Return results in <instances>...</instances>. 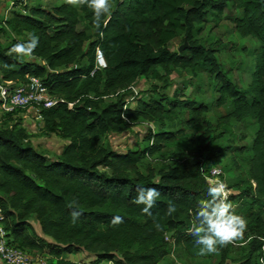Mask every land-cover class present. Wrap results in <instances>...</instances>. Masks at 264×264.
Masks as SVG:
<instances>
[{
  "label": "trees",
  "instance_id": "trees-1",
  "mask_svg": "<svg viewBox=\"0 0 264 264\" xmlns=\"http://www.w3.org/2000/svg\"><path fill=\"white\" fill-rule=\"evenodd\" d=\"M109 2L111 12L101 18L98 29L87 5L74 7L65 1L50 9L25 7V13L0 19V81L23 83L27 75L40 77L52 96L64 100L40 111L41 130L56 132L67 142L49 161L30 142L20 121L0 127V212L11 244L45 257V264H80L63 257L79 252L94 256L91 264H158L170 254L171 243L193 249L195 237L190 230L195 213L201 201L209 199L207 190L212 185L201 168L211 166L209 162L222 152L214 145L216 127L207 125L195 136L184 135V128L168 131L166 125L179 112L186 114L181 121L189 127L200 122L207 107L166 94L139 97L131 106L126 92L139 76L161 80L165 89L171 68L194 72L201 63L217 80L216 105L230 103L231 111L222 119L251 117L256 124L248 186L231 185L238 193L228 198L246 197L251 208L258 206L246 216L247 250L236 261L222 250L218 264L228 258L233 264H257L264 259V0ZM229 2L240 8L233 21L236 33L253 36L260 45L246 88L231 82L215 52L193 38L199 30L195 25L202 24L210 12L220 14ZM79 14L92 34L79 27ZM33 33L39 43L27 57L42 63L11 51ZM179 34L181 44L184 40L189 44L181 53L168 48ZM97 50L104 67H97ZM141 123L157 124L141 149L117 152L103 143L107 135L126 133ZM164 147L182 151L173 164L147 165L141 172L142 161ZM191 148L196 155H187ZM140 187L160 192L151 216L143 213L144 205L133 202ZM69 204L82 212L75 223L71 213L76 208ZM170 204L177 210L167 215ZM115 216L123 217V223L113 225Z\"/></svg>",
  "mask_w": 264,
  "mask_h": 264
},
{
  "label": "rangeland",
  "instance_id": "rangeland-1",
  "mask_svg": "<svg viewBox=\"0 0 264 264\" xmlns=\"http://www.w3.org/2000/svg\"><path fill=\"white\" fill-rule=\"evenodd\" d=\"M63 1L65 0H0V19L9 18L13 13H25V7L40 6L44 9H50L58 6ZM239 15L240 8L238 4L229 2L220 14L210 12L202 24L195 25L196 28L199 27V30L193 34V38H197L202 46L215 52L214 55L221 71L225 73L231 82L240 88H246L251 81L255 56L260 45L255 37L240 36L236 33L233 21ZM79 16L81 19L79 27L92 34V31L83 22L81 14ZM182 39L183 35L179 34L176 39L168 44V48L171 51H177ZM1 41H4L3 38H1ZM87 43H85V47ZM23 58L42 63L37 58L28 59L27 56H23ZM167 80L168 86L163 89L161 80L139 76L126 92L129 105L133 106L135 100L139 97H160L162 94L175 95L181 100L192 99L197 104L205 105L207 111L198 124L185 127L181 120L182 117H186V114L179 112L177 119L166 125V130L176 133L178 129L184 128V135L195 136L207 125L215 126V134L218 137L215 139L214 145L216 148L222 149V152L212 159L208 165L216 166L222 171V178L225 179V183L230 189L228 198L230 195H236L238 190L231 185L248 186L250 149L256 130L255 119L251 117H245L242 120L230 119L224 121L222 119L231 111V106L229 102L222 106L216 105L215 102L218 98L216 92L217 80L210 74L207 65L198 64L194 72H190L189 69L173 67L170 69ZM15 121H20V127L25 130L30 142L37 149L42 150L49 161L53 160L67 143L66 140L59 138L56 132L43 131L38 125L35 128L31 127L30 124L32 123H42L43 125L42 118H36L32 116V113L21 110L12 114L0 115V127L9 128ZM156 128V123H141L126 133L107 135L103 139V143L117 152L141 149L146 143L145 139L148 133L155 131ZM181 151V147H164L154 157L145 158L140 164L139 170L144 171L147 165L159 168L162 163L173 164ZM186 153L188 156H192L196 155L197 151L191 148L187 149ZM250 185L253 188L255 184L251 181ZM229 202L232 204L235 213L245 218L249 213L258 209V206L251 208V201L246 197H238ZM32 225L38 235L42 236L38 223L33 221ZM169 236L170 234H166L168 241H170ZM248 240L249 230L246 231L244 239L237 241L235 245L229 244L217 253L206 256L197 254L199 245L196 243L191 250H186L183 246H175L171 243L170 254L158 264H218L222 250H226L228 256L236 261V258L245 254ZM63 257L80 264H91V261L95 259L94 256L85 252L64 254ZM227 260L230 264L234 263L229 258ZM101 264L110 263L102 262ZM257 264H260V262Z\"/></svg>",
  "mask_w": 264,
  "mask_h": 264
},
{
  "label": "clouds",
  "instance_id": "clouds-1",
  "mask_svg": "<svg viewBox=\"0 0 264 264\" xmlns=\"http://www.w3.org/2000/svg\"><path fill=\"white\" fill-rule=\"evenodd\" d=\"M65 2L74 7L87 5L93 12V26L97 29L101 25V18L111 12L109 0H65ZM38 43L39 37L33 33L27 42L14 44L11 51L17 56H30L38 47ZM207 194L209 199L201 201L190 230V234L196 238L195 243L199 245L197 254L200 256L215 254L229 244L235 245L237 241L244 239L248 230L247 219L236 214L229 202V190L223 181H217L210 185ZM159 196L160 192L156 188L140 187L137 189V196L133 202L137 205H144L143 213L151 216V209L155 206ZM69 207L76 208L71 213L72 222L75 223L82 212L73 204H69ZM176 210V206L170 204L167 215H172ZM120 223H123V217H113V225ZM155 227L157 230L162 229L159 223H156ZM260 264H264V259H261Z\"/></svg>",
  "mask_w": 264,
  "mask_h": 264
},
{
  "label": "built area",
  "instance_id": "built-area-1",
  "mask_svg": "<svg viewBox=\"0 0 264 264\" xmlns=\"http://www.w3.org/2000/svg\"><path fill=\"white\" fill-rule=\"evenodd\" d=\"M96 59L97 67L105 66L99 50L96 51ZM63 101L61 97L52 96L43 80L37 76L27 75L23 83H4L0 81V115L24 110L32 113V116L36 118H42L40 114L42 109L50 108ZM69 106L71 107L72 103ZM201 170L211 184L217 181L225 183V179L222 178V171L218 167L213 165L203 166ZM228 190L230 194L229 187ZM45 261V257L25 253L11 244L0 212V264H45Z\"/></svg>",
  "mask_w": 264,
  "mask_h": 264
},
{
  "label": "water",
  "instance_id": "water-1",
  "mask_svg": "<svg viewBox=\"0 0 264 264\" xmlns=\"http://www.w3.org/2000/svg\"><path fill=\"white\" fill-rule=\"evenodd\" d=\"M188 47H189V44L187 43L186 40H184V42L177 48V52L181 53L184 49H186ZM102 61L104 62L103 57H102ZM224 264H230L229 260H226Z\"/></svg>",
  "mask_w": 264,
  "mask_h": 264
},
{
  "label": "crops",
  "instance_id": "crops-1",
  "mask_svg": "<svg viewBox=\"0 0 264 264\" xmlns=\"http://www.w3.org/2000/svg\"><path fill=\"white\" fill-rule=\"evenodd\" d=\"M28 124H30V123L28 122ZM30 125H31V127H33V128H35L36 125H38L39 128L42 127V123H32V124H30ZM31 140H33V139H31Z\"/></svg>",
  "mask_w": 264,
  "mask_h": 264
}]
</instances>
